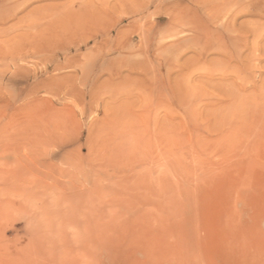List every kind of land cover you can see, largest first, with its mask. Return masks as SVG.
Returning <instances> with one entry per match:
<instances>
[{"label":"rangeland","instance_id":"1","mask_svg":"<svg viewBox=\"0 0 264 264\" xmlns=\"http://www.w3.org/2000/svg\"><path fill=\"white\" fill-rule=\"evenodd\" d=\"M262 93L264 0H0V264H264Z\"/></svg>","mask_w":264,"mask_h":264},{"label":"bare ground","instance_id":"2","mask_svg":"<svg viewBox=\"0 0 264 264\" xmlns=\"http://www.w3.org/2000/svg\"><path fill=\"white\" fill-rule=\"evenodd\" d=\"M223 1V0H222ZM225 19H226V17H225ZM225 21V20H224ZM238 28H240V27H238ZM237 28V29H238ZM232 30V27L231 26H227V27H225V29L222 31V32H227V31H231ZM204 33V36H203V40H200V41H202L203 43H202V45L200 46V50H202V52L203 53H205L206 51H208V50H210V48L211 49H214L215 47L213 46V45H211L210 46V43L208 42V39H207V33H205V31L204 30H202ZM219 33V32H218ZM202 38V37H201ZM214 38V42H216V41H218V43L217 44H215L216 46H217V48L218 49H220V50H223V51H225L226 52V50H224V48H225V46H224V43H223V38L218 34L217 36H214L213 37ZM262 53V52H261ZM256 54V53H255ZM228 57H229V59L230 60H234V61H240L241 63H242V60L240 59V57L236 54V53H232V52H230V51H227V54H226ZM206 56V55H205ZM194 59V58H193ZM243 65V67H244V69L247 67L245 64H242ZM248 68V67H247ZM246 68V69H247ZM222 69V68H221ZM236 71V70H235ZM237 72V71H236ZM237 73H240L241 74V72H239V70H238V72ZM220 74V73H219ZM239 74V75H240ZM209 75V74H208ZM221 75H223L222 76V78L226 75V74H224L223 72H222V74ZM239 75H237V76H239ZM234 76V75H233ZM216 78V77H215ZM239 78H240V76H239ZM238 78V79H239ZM221 79V78H220ZM224 79V78H223ZM226 79V78H225ZM222 80V79H221ZM242 80H244V82H249V80L250 79H248V78H246V79H242ZM218 81V80H217ZM224 83V82H223ZM226 83V82H225ZM224 83V84H225ZM228 83V82H227ZM253 83V86L252 87H254V90H253V93H251L250 94V98H254L255 97V95H256V93H259V89H257V87H255V84H254V82H251V84ZM175 84V86L177 87L178 85L176 84V83H174ZM173 85V84H172ZM245 83H241L240 85H236V84H229V86L228 85H226V86H223V87H221V89L223 90V92L226 94V97H228L227 99L229 100L230 99V106H229V108H227L228 110V112H231L232 113V117H236V118H238L239 120H242V122H247L248 120H247V116L249 115L248 114V109H247V107L246 108H244L243 107V104H242V102H243V98H245V97H243V96H241L240 94H239V90L240 89H243V90H245L246 88H245ZM169 86V85H168ZM174 87V86H173ZM179 87V89H181L180 88V86H178ZM263 87V86H262ZM260 88V87H259ZM170 89H171V87H170ZM176 90H178V89H174V92L176 91ZM180 91V90H179ZM171 92H173V91H171ZM199 92V91H198ZM176 93V92H175ZM175 93H174V95H175ZM181 93V92H180ZM180 93L178 94V95H180ZM182 94V93H181ZM261 93H259V96H261L260 95ZM263 94V93H262ZM177 95V96H178ZM264 95V94H263ZM176 96V97H177ZM203 96V95H202ZM207 96V95H206ZM248 96V95H247ZM179 97V96H178ZM225 97V98H226ZM238 100H240L241 102L240 103H235V102H237ZM226 109V108H225ZM230 113V114H231ZM256 114H254V115H250V118H249V121L251 120V119H253L254 118V116H255ZM256 117H258V116H256ZM258 119V118H257ZM246 123H244L243 125H245ZM260 124V123H259ZM218 126V125H217ZM20 138V137H19ZM24 139V138H23ZM10 141V140H9ZM18 141V140H17ZM24 141V140H23ZM1 142V141H0ZM3 142V141H2ZM1 142V143H2ZM5 142H6V140H5ZM4 142V143H5ZM8 142V141H7ZM12 142V141H11ZM10 142V143H11ZM17 143V142H16ZM16 143H14V144H16ZM6 144V143H5ZM5 144H1V145H5ZM7 146H12L11 144L9 145L8 143L6 144ZM5 145V146H6ZM6 146V147H7ZM14 146V145H13ZM17 146V145H16ZM1 148H3V146L1 147ZM76 154V153H75ZM113 155V154H112ZM121 155V154H120ZM34 159V158H33ZM106 159H107V157H106ZM35 163V162H34ZM115 163V162H114ZM117 163V162H116ZM120 164V163H119ZM118 164V165H119ZM115 165V164H114ZM114 165H113V167H114ZM117 165V166H118ZM121 165H123V164H121ZM6 167V166H5ZM110 167V166H109ZM112 167V168H113ZM116 167V166H115ZM121 167V166H120ZM1 168V167H0ZM119 168V167H118ZM122 168V167H121ZM127 169H129V167L127 168ZM105 170V169H104ZM130 170V169H129ZM126 171V170H125ZM7 172V171H6ZM117 172V171H116ZM106 173V172H105ZM129 173V172H128ZM117 174V173H116ZM10 175H11V173H10ZM112 175H114L115 176V174H114V172H113V174ZM122 175V174H121ZM123 175H125V174H123ZM129 175V174H128ZM1 178V177H0ZM4 178V177H3ZM69 183V182H68ZM63 184V183H62ZM162 185V184H161ZM152 191V190H151ZM95 217V216H94ZM97 218V217H96ZM98 222V221H97ZM100 222V221H99ZM112 223V222H111ZM104 224V223H103ZM108 230V229H107ZM100 232V231H99ZM141 236V235H140Z\"/></svg>","mask_w":264,"mask_h":264}]
</instances>
